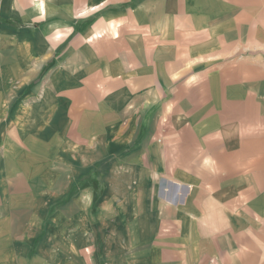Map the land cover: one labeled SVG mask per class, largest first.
<instances>
[{"label":"crops","instance_id":"1","mask_svg":"<svg viewBox=\"0 0 264 264\" xmlns=\"http://www.w3.org/2000/svg\"><path fill=\"white\" fill-rule=\"evenodd\" d=\"M0 264H264V0H0Z\"/></svg>","mask_w":264,"mask_h":264},{"label":"rangeland","instance_id":"2","mask_svg":"<svg viewBox=\"0 0 264 264\" xmlns=\"http://www.w3.org/2000/svg\"><path fill=\"white\" fill-rule=\"evenodd\" d=\"M103 263H106L105 261H103Z\"/></svg>","mask_w":264,"mask_h":264}]
</instances>
